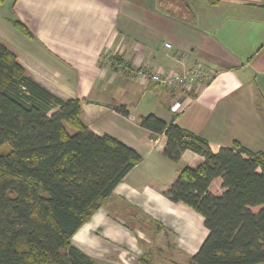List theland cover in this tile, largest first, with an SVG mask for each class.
<instances>
[{"label": "crops", "instance_id": "0c3cea01", "mask_svg": "<svg viewBox=\"0 0 264 264\" xmlns=\"http://www.w3.org/2000/svg\"><path fill=\"white\" fill-rule=\"evenodd\" d=\"M14 22L24 24L33 38L19 32ZM0 44L52 94L82 101V119L91 132L115 138L142 156L73 238L97 264H172L160 248L164 242L154 240L161 228L150 230L147 239L140 227L131 249L119 238L121 226L114 213L138 210L157 222L164 214L178 215L185 205L171 202L165 192L183 168L204 162L191 151L178 163L166 158L165 136L142 128L141 118L153 115L174 122L208 141L215 152L235 142L264 151V2L0 0ZM106 49L122 54L123 69L100 64ZM197 64L217 75L192 92L145 83L131 71L138 65L184 73ZM121 108L129 115L121 114ZM215 185L220 188L221 181ZM97 239L124 246L118 259H105L106 251L104 257L96 253Z\"/></svg>", "mask_w": 264, "mask_h": 264}, {"label": "trees", "instance_id": "16d2710c", "mask_svg": "<svg viewBox=\"0 0 264 264\" xmlns=\"http://www.w3.org/2000/svg\"><path fill=\"white\" fill-rule=\"evenodd\" d=\"M14 27L33 38L24 24ZM82 104L35 82L0 44V264H97L73 238L142 156L91 132ZM139 122L165 136L164 155L173 162L186 151L204 158L197 168H183L165 192L203 218L208 235L191 264H264V151L235 142L215 152L174 122L153 115Z\"/></svg>", "mask_w": 264, "mask_h": 264}, {"label": "rangeland", "instance_id": "374dc122", "mask_svg": "<svg viewBox=\"0 0 264 264\" xmlns=\"http://www.w3.org/2000/svg\"><path fill=\"white\" fill-rule=\"evenodd\" d=\"M68 129L71 134L76 133L74 129ZM214 188L216 190L219 187L215 185ZM219 192L220 191H217V193ZM114 214L120 221L119 225L121 226V229L119 230L121 233L119 238L121 242H124L125 240L128 241L131 245V249H133V239H136L141 235L139 232L140 227L144 230L143 233L146 235L145 238L147 239L150 230L157 231L158 228H161L159 236L160 234L163 236L155 237L154 240L159 245L160 240L164 242V245H160L164 247L160 248L164 249L163 255L168 259L167 262L172 259V264H191V258L198 252L205 240V228L202 218L194 210L187 208L186 206L183 211H178V215H162V219L159 222L153 220L147 215H142L138 210H127L124 215H121V211L120 213L115 212ZM97 233L100 235V232L97 231ZM156 233L158 234V232ZM169 243L174 244L171 249L168 246ZM93 244L95 248H97L96 253H101L102 255L104 251H106L105 259L113 255L114 258L117 257V260L122 249H124V246L121 248L114 247L116 244H119V242L113 239H97L93 240ZM148 251L149 249H147V252ZM102 257L104 256L102 255Z\"/></svg>", "mask_w": 264, "mask_h": 264}, {"label": "built area", "instance_id": "2783aa9c", "mask_svg": "<svg viewBox=\"0 0 264 264\" xmlns=\"http://www.w3.org/2000/svg\"><path fill=\"white\" fill-rule=\"evenodd\" d=\"M121 57L122 54L119 51L106 49L100 57V64L113 69H123L125 65H123ZM131 71L135 73L136 77L140 78L145 83L149 82L167 89L180 87L187 92H192L199 84H205L212 81L217 75L216 70H213L210 67H205L201 64H197L184 73H165L160 70H146L139 68L138 65L132 67ZM21 88L26 91L24 86H21Z\"/></svg>", "mask_w": 264, "mask_h": 264}]
</instances>
